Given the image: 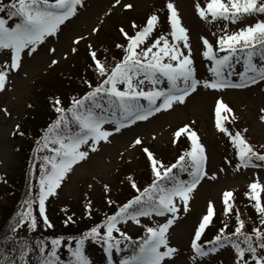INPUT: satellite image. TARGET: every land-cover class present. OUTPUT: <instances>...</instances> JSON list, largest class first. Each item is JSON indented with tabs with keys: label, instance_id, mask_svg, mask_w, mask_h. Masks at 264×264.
Returning <instances> with one entry per match:
<instances>
[{
	"label": "snow or ice",
	"instance_id": "1",
	"mask_svg": "<svg viewBox=\"0 0 264 264\" xmlns=\"http://www.w3.org/2000/svg\"><path fill=\"white\" fill-rule=\"evenodd\" d=\"M120 4L121 0H115L113 6ZM83 6V0H10L9 3H0V13L4 14L0 16V51L6 50L10 56V61L6 60L0 65V91L6 90L9 72L21 67L23 55L32 56L39 45L48 37L56 36L61 26L75 17L78 8ZM165 7L170 31L153 36L159 23L156 14L148 16L142 27L133 22L131 27L134 34H129L121 27L119 32L124 43H118L116 47L122 50L123 55L112 65L108 64L107 57L102 61L92 45H88L92 61L90 67L98 82L93 86L89 80H84L89 90L82 97L73 98L70 107L59 106L60 100H54L58 115L44 133L42 145L34 149H46L49 153L42 157L40 164L38 196H30L25 201L27 208L17 214L10 226L13 235L6 237L18 244V249L14 251L19 254L18 257L4 255L0 264H29L27 257L36 250L39 252L38 264H91L84 251L85 241L89 240L101 244L108 264H114V252L125 253L118 264H166V261L170 264L178 254L179 250L170 246L169 229L178 219L181 208L184 212L189 211L191 194L201 180L205 177L216 179L214 174L208 176L205 170V148L197 132L188 124L173 133V142L176 143L185 134L191 141L190 150L180 155L175 163L165 165L148 148H143L154 179L141 191L129 176L127 179L131 187L140 194L121 205L114 215L107 216L103 224H96L75 239L74 247L69 243L67 251L70 258L67 261L58 254L63 237L52 239L49 248L44 240L36 241L33 247L26 240L16 241L15 235L22 226H26L29 231L36 229L38 220L32 209L37 200L43 224L47 228L54 227L46 215V200L58 196L57 190L74 166L87 160L90 152L98 151L97 146L102 141L110 142L109 138L114 132L119 133L138 121H147L157 113L185 104L198 87L213 90L245 88L264 81V19L236 31H228L225 25L215 45L201 37L204 49L202 56L211 62L209 72L212 78L200 80L195 74L188 30L182 25L178 10L171 0ZM123 8L131 10L133 4L125 3ZM196 12L201 20L209 23L223 20L237 24L255 14H264V0H206L203 6L196 4ZM98 31L97 28L92 30L93 34ZM84 39V36L78 37L73 40V44L79 45ZM184 49L188 51L185 53ZM49 52L55 53V49L50 48ZM72 52H77V48L73 47ZM218 52L224 54L218 55ZM257 57L259 63L255 62ZM241 62L243 71L237 72L236 64ZM51 63L55 65L58 61L53 59ZM233 74L239 76L238 83L229 79ZM261 112L264 113V109ZM214 113L216 129L229 138L235 149L239 160L237 170L240 167L264 166L256 163L264 162V152L257 151L240 131L233 132L222 122H230L229 116L233 121L236 119L233 110L222 100H217ZM260 119L264 121V115ZM105 125H113V130H108ZM243 131L247 132V129ZM142 143L140 138H136L133 147ZM260 147L264 149V145ZM174 169L187 173L189 179H180L173 172ZM104 187L108 189L107 185ZM248 187L246 195L254 201L253 207L260 217V223L264 225V203L261 201L264 185L253 182ZM222 197L224 215L227 216L233 209L229 203L233 192L225 191ZM86 211L91 214L90 202ZM214 215V204L209 201L191 241L196 256H208L230 244L235 251L234 264H264V230L253 227L251 234L246 232L245 222L239 213L236 214L235 229L230 235L226 234L228 224L225 223L219 233L208 241L211 248L206 250L201 246L198 241L212 224ZM153 216L165 217V222L155 227L141 224V217ZM69 221H72L71 216L65 223ZM129 221L144 229L145 235L139 241L133 240L119 227ZM114 233H118L119 238Z\"/></svg>",
	"mask_w": 264,
	"mask_h": 264
},
{
	"label": "rangeland",
	"instance_id": "2",
	"mask_svg": "<svg viewBox=\"0 0 264 264\" xmlns=\"http://www.w3.org/2000/svg\"><path fill=\"white\" fill-rule=\"evenodd\" d=\"M168 2L169 0H121V4L114 7L115 0H83L84 6L78 8L76 16L61 26L56 36L48 37L32 56L23 55L19 70L9 72L6 90L0 91V230L15 222L17 214L27 208L25 201L30 196H38L41 162L37 157H43L44 152H30V149L35 137L38 139L42 130L58 115L54 100H60L59 106L70 107L73 98H79L89 90L84 80L91 81L93 86L98 82L90 67L92 61L88 45H92L102 61L107 57L108 64H114L118 58L116 55L120 56L122 52L116 47V44L124 41L119 32L121 27L130 34L133 32V22L142 27L149 15L156 14L159 23L153 36L170 31L165 7ZM171 2L178 10L182 25L188 30L195 74L200 80L212 78L209 72L211 62L202 56L204 49L201 37L215 45L217 37L223 34L221 30L225 25L228 31H236L264 19L255 14L237 24L223 20L209 23L201 20L196 12V4L203 6L206 0ZM125 3H132L133 8L124 9ZM94 28L99 29L95 34L92 32ZM81 36L86 39L81 40L79 45L73 44V40ZM73 47L77 48V52H72ZM50 48H54L55 53L49 52ZM184 51L186 53L188 50ZM53 59L58 63L53 65ZM6 60L10 61L8 52L0 51V65ZM255 62L259 63V60L255 58ZM236 70L243 71L242 62L236 64ZM229 79L239 82L236 74ZM217 100L227 104L236 117L233 121L229 116L230 122H222L231 131H240L258 151L264 152L260 147L264 145V121L260 119L264 115L261 112L264 109V81L245 88L213 90L198 87L186 99L185 104L157 113L147 121H138L121 129L119 133L114 132L109 138L110 142L102 141L97 146L98 151L90 152L87 160L74 166V170L57 190L58 196L49 197L45 203L46 215L54 227L47 228L43 224L36 202L32 209L38 220L36 229L29 231L26 226H22L17 230L16 237L34 244L44 240L50 248L52 236H57L55 234L58 232L81 236L88 231L89 228L83 229L91 222L117 210L124 204V200L133 195V188L127 179L129 176L136 184H145L151 165L143 148H148L165 165L175 163L182 152L191 148V141L185 134L176 143L173 142V133L188 124L197 132L200 143L205 148V170L208 176L214 174L216 179H202L191 194L189 211L184 212L181 208L178 212V219L169 229L168 239L170 246L179 251L170 264H234L235 252L231 245L205 257L196 256L191 248L195 229L205 214L209 201L214 204L215 215L201 240L212 238L225 223L235 227L236 214L240 215L241 209L249 211L247 203L250 206L254 204L246 195L249 184L259 182L264 185V167H240L237 170L239 162L232 143L215 127L214 109ZM113 127L105 125L108 130H113ZM136 138H140L143 143L133 147ZM28 158L31 160L29 171ZM181 179L188 180L189 177L185 175ZM150 180L151 176L149 182ZM10 182L16 185L14 196L8 194ZM105 185L108 186L107 190ZM225 191L233 192L229 201L233 209L227 216L224 215L222 197ZM109 201L114 203L110 204ZM89 202L90 215L86 211ZM177 205H180L178 200ZM69 216L72 221L65 223ZM140 220L143 225L155 227L158 223L165 222V217H141ZM119 227L132 239L145 235L144 229L131 221ZM116 235L119 238V234ZM86 242L85 253L91 264H102L101 244L90 240ZM37 252L38 250L29 254V264H35L37 256L33 255ZM166 264L169 262L166 261Z\"/></svg>",
	"mask_w": 264,
	"mask_h": 264
},
{
	"label": "trees",
	"instance_id": "3",
	"mask_svg": "<svg viewBox=\"0 0 264 264\" xmlns=\"http://www.w3.org/2000/svg\"><path fill=\"white\" fill-rule=\"evenodd\" d=\"M9 2H10V0H0V3H9ZM0 14L2 15L3 13H0ZM50 87H52V85H50ZM56 117L50 121V124L55 121ZM50 124H48L47 127L42 130V132L40 131L41 136L38 139H36V137H35V142H33V146L30 149V152H33L34 149H37L38 147H40V145H42V143H43L42 137L44 136V133L46 132V130ZM38 142H40V143L38 144ZM36 152H40V151H36ZM43 152H44V156L49 155V153L47 152L46 149H43ZM37 159L42 163V156L37 157ZM27 162L29 163L27 171H29L30 166H31V160L28 158ZM150 176H151V173L147 172V174H146V182L147 183L145 182L144 185L140 186V184L137 183V186L141 191L143 190V188L147 187L150 184V182H149ZM2 181H3V179H2ZM8 187H9L8 194L14 196L16 185L14 183L10 182L8 184ZM133 192H134L133 195H136L137 193H138V195L140 194L136 190L135 191L133 190ZM261 201H262V203H264V192L261 193ZM247 204H248L247 206L249 208V211L247 209H244V210L241 209L240 210L241 219L244 220V222H245V229L244 230L246 232H248L249 234H251L253 227L260 228L261 230H264V225H262L260 223V217L256 213L255 208L253 207V205L250 206V203H247ZM18 206H19V204H18ZM20 208H22V205L20 206ZM115 211H112V213L111 212L108 213L109 214L108 216L114 215ZM104 218H106V216ZM99 221H100V219L96 220V222H99ZM6 224H7V222H6ZM233 231H234V228L230 227V228L226 229V234L230 235ZM60 233H64L66 235H60V234H55V235H57L59 237H63V240L66 239L67 237H71V238L76 237V234H74V233H66V232H60ZM12 235H13V233L10 231V227L8 225H7L6 229L0 230V259H2L4 255H7L10 257H18V254H19L18 251H14V249H18V244L12 240L6 239V237H9ZM233 239H235V237H233ZM16 241H23V239L16 237ZM135 241H139V240H135ZM30 244H32L33 247H35L34 243H30ZM35 256H37V261L35 262V264H38L39 252H37L33 255V257H35Z\"/></svg>",
	"mask_w": 264,
	"mask_h": 264
}]
</instances>
